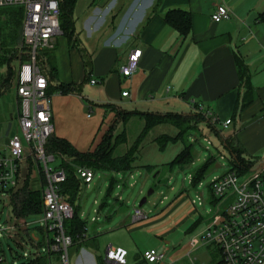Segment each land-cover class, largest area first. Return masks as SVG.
I'll return each mask as SVG.
<instances>
[{
    "label": "crops",
    "instance_id": "1",
    "mask_svg": "<svg viewBox=\"0 0 264 264\" xmlns=\"http://www.w3.org/2000/svg\"><path fill=\"white\" fill-rule=\"evenodd\" d=\"M118 1L131 7L132 16L127 18L123 30L105 32L78 48H71L64 35L66 39H57V79L53 85L58 95L52 97L53 136L64 138L62 124L68 123L67 128H72L78 114L86 108L85 101L93 107L97 104L103 111L115 107L127 112L161 114H191L198 105L221 121L231 119L227 129L230 131L223 135L236 138L247 158L264 160V33L262 24H258L259 16L255 23L246 20L234 0L207 7L203 0ZM219 5L231 7V18L215 24L212 15ZM173 10L192 15V29L187 36H181L166 23V14ZM130 22L131 30L125 33ZM134 50L142 52L139 68L126 78L120 69ZM236 56L247 66L249 84L256 93L255 100L245 106L246 79L242 80ZM92 79L97 80L96 85L91 84ZM60 84L78 89L62 94L57 88ZM126 92L129 95L124 97ZM27 171L25 168L24 175ZM166 219L106 222L107 233L87 228L86 237L72 249V264H115L106 260L109 248L124 249L127 264H151L143 254L156 247H145L136 254L129 239L136 234L167 236L165 229L170 222H164ZM125 234L128 240L123 237Z\"/></svg>",
    "mask_w": 264,
    "mask_h": 264
},
{
    "label": "rangeland",
    "instance_id": "2",
    "mask_svg": "<svg viewBox=\"0 0 264 264\" xmlns=\"http://www.w3.org/2000/svg\"><path fill=\"white\" fill-rule=\"evenodd\" d=\"M203 1H205L203 6L207 7L223 0ZM112 2L113 0H76L73 20L78 40L73 44L68 41L71 48H74V45H76L75 48L82 47L83 43L86 44L89 40L92 42L105 32L123 30L127 18L132 16L131 7L123 5L125 3H120L118 0L112 6ZM118 2L119 5H117ZM233 2L240 5L242 16L246 15V20L248 18V21H252L251 23H255L257 16L264 13V0H234ZM110 6L112 8L108 10ZM227 6L228 9L231 8ZM139 15H141L140 11ZM63 20L61 18L60 22L63 23ZM260 22L258 24H262L264 33V21ZM130 26L131 22L125 33L131 30ZM8 32L5 18L0 13V46L2 37ZM122 38L124 39V36ZM18 44L14 52L21 56L25 52L22 32H20ZM57 52L56 45L54 50L40 51L39 56L45 53L56 56ZM0 54L2 57L4 51ZM15 66L17 69L20 67L18 64ZM6 72V67H0V84ZM16 78L17 73L10 87L0 96V158L7 154L9 141L15 135H20L24 145H27L18 124L20 104ZM57 92L53 89L52 97L58 95ZM86 95L88 93H85ZM85 104L86 108L78 114L72 128H67L68 123L67 126L66 123L62 124L64 138L73 141L72 144L80 152H93L98 148L110 127L114 126V155L115 157L128 155L133 168V171L129 172L97 171L94 182L89 187L83 186L80 214L82 220L88 222L87 228L91 231L101 229L103 233H107L106 222H133L135 210L140 208L141 201L147 198V203L141 209L149 214V219L156 221L166 216L167 219L164 222L170 223L165 229L167 236L162 238H156V234L152 236L136 234L130 238L129 240L136 248V254L150 246L156 247L159 253L169 250L165 256V264H217L221 260L217 247L200 245L192 249L190 242L203 233L214 217L222 213L231 203V201L228 203L226 198H215L211 191L213 182L231 169V156L222 147L220 139L206 126L198 125L197 128L200 130L190 129L183 133L178 141H174L172 138H176L180 130L172 124L157 125L145 132V120L139 116L133 117L126 124L116 123L115 111L111 109L103 111L97 104L93 107L87 101ZM174 113L181 114V111ZM187 124V127L193 128L196 120L190 119ZM219 127L222 129L221 126ZM229 131L226 129L223 133ZM205 138L210 141V144L205 141ZM186 146L192 147L190 164L174 165L173 163L184 152ZM30 152V150L25 151V155ZM210 161H213L211 165H209ZM32 164L37 174L30 182L31 187L35 190H43L45 184L39 166L35 161H32ZM60 164L61 160L58 158V161L51 166L57 168ZM258 166L257 160H251L249 171H255ZM205 167L208 168L204 177L195 184L193 179L195 174ZM150 190H154V193L148 197ZM201 202L203 206L200 205ZM94 219L97 220L94 221ZM147 220L144 221L147 222ZM43 227L44 214L17 217L12 208L11 196L0 193V228L4 231L0 239V264L26 263L37 251L45 252V245L38 250L29 242V234L36 235L40 242L45 241L46 236L44 237L41 233ZM123 237L128 240L126 234ZM73 248L75 246L70 249L71 261L74 254ZM51 264H61L58 254L52 255Z\"/></svg>",
    "mask_w": 264,
    "mask_h": 264
},
{
    "label": "built area",
    "instance_id": "3",
    "mask_svg": "<svg viewBox=\"0 0 264 264\" xmlns=\"http://www.w3.org/2000/svg\"><path fill=\"white\" fill-rule=\"evenodd\" d=\"M115 2L113 0L112 6ZM12 6L23 9V41L29 48L28 60L20 65L16 78L20 104L18 124L27 145H24L20 135L10 139L7 154L0 158V193L19 188L25 180V168L33 169L32 161H35L46 180L43 189L46 252L51 258L53 254H58L61 264H72L70 249L74 240L66 233L65 222L74 218V208L60 193L61 184L66 181V172L60 165L57 168L51 166L58 158L47 150L54 135L52 95L39 56L40 51L54 50L57 39L63 35L60 0H0V8ZM230 18L231 11L224 5L217 6L212 15L215 24ZM141 55V50L131 53L127 64L120 69L122 76L128 78L137 72ZM91 84L96 85L97 80L92 79ZM128 95L127 92L123 94L124 97ZM198 110L223 130L232 124L231 119L221 121L212 111L200 106ZM205 141L210 144L207 138ZM27 150L31 152L25 155ZM258 164L255 171L245 174L230 169L213 182V196L226 198L231 203L214 217L203 233L191 241V247L214 245L221 255L217 264H264V160ZM76 170L85 186L89 187L94 182V170L88 167ZM36 174L33 169L31 178H35ZM200 205L203 206V203ZM146 219H149V214L137 208L133 222ZM3 232L0 228V239ZM165 255L152 249L144 252L143 257L152 264L164 261ZM126 259L127 252L121 248H109L106 253L108 262L127 264Z\"/></svg>",
    "mask_w": 264,
    "mask_h": 264
},
{
    "label": "trees",
    "instance_id": "4",
    "mask_svg": "<svg viewBox=\"0 0 264 264\" xmlns=\"http://www.w3.org/2000/svg\"><path fill=\"white\" fill-rule=\"evenodd\" d=\"M76 0H60L61 5V29L64 37L68 39L70 44L77 42L75 22L73 20V12ZM1 16L5 18V24L8 27V33L2 37V44L0 46V53L4 51L3 56L0 54V66L6 67L7 72L3 77V82L0 85V96L10 87L12 80L14 79L18 69L15 64L19 66L25 63L29 57V48L25 46V52L20 55L15 54L14 50L18 48L20 41V32H22L23 39V9L19 6H12L6 8H0ZM259 21H264V13L258 17ZM166 23L173 29L178 31L181 36H187L192 29V15L186 11L173 10L166 14ZM24 43V41H23ZM8 49H13L11 52ZM22 57V58H21ZM237 65L239 68L240 75L243 79H246L244 84L246 86V93L243 97V104L248 105L252 103L256 98V93L252 90L249 84L248 70L244 61L240 56H236ZM40 64L44 70V73L49 79L51 93L54 89V82L57 79V67L56 58L52 53H45L40 57ZM58 90L62 94H68L76 91L78 88L72 85L60 84L57 86ZM195 112L191 114H180V113H140V112H127L120 108H113L116 112V123L123 122L128 123L130 119L135 116H139L145 120V132L151 130L157 125L161 124H172L176 126L180 133L176 138H172L174 141H178L186 131L190 129L200 130L197 128L198 125H202L208 128L214 133L231 156V169L237 171L240 174H245L249 171L251 166V159L247 158L245 151L241 147L238 140L234 137H225L223 135V129L212 121L205 113L200 112L199 106L196 105ZM190 119L196 120V125L191 128L187 127V122ZM113 127L106 132L98 148L93 152H80L74 145L65 138H59L53 136L48 143L47 150L50 154L55 155L61 160L60 166L66 172V181L61 184L60 193L74 208V218L65 222V231L74 240V246L77 241L84 239L87 235V221H83L81 217V194L84 186L83 182L77 174L78 167H88L95 172L103 170L110 172H129L133 171L131 161L128 155L115 157L114 150L115 145L113 144ZM124 138V136H121ZM170 139V137H169ZM123 140V139H122ZM191 146H186L184 152L178 157L173 163L174 165H188L190 164L191 157ZM213 161L209 162V165ZM208 165V166H209ZM208 167L200 169L194 176V183H199L204 177ZM41 171V170H40ZM44 184L46 183L44 175ZM32 169L28 168L25 174V180L21 186L15 190H11L6 194L11 196L12 208L17 217H28L31 215H40L44 213L43 203V190H35L31 187L32 180ZM45 186V185H44ZM43 236H46L44 229H41ZM44 242H40L36 235L29 234V242L32 243L38 250L42 245H46V237ZM22 264H51V256L48 253L37 251L32 254L31 259L28 262Z\"/></svg>",
    "mask_w": 264,
    "mask_h": 264
},
{
    "label": "water",
    "instance_id": "5",
    "mask_svg": "<svg viewBox=\"0 0 264 264\" xmlns=\"http://www.w3.org/2000/svg\"><path fill=\"white\" fill-rule=\"evenodd\" d=\"M153 193H154V190H150V191L148 192V197H150ZM146 203H147V198H144V199L141 201L139 207H140V208L143 207Z\"/></svg>",
    "mask_w": 264,
    "mask_h": 264
}]
</instances>
